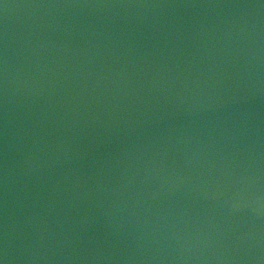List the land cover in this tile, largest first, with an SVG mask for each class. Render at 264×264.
Wrapping results in <instances>:
<instances>
[{
  "label": "water",
  "instance_id": "obj_1",
  "mask_svg": "<svg viewBox=\"0 0 264 264\" xmlns=\"http://www.w3.org/2000/svg\"><path fill=\"white\" fill-rule=\"evenodd\" d=\"M0 264H264V0H0Z\"/></svg>",
  "mask_w": 264,
  "mask_h": 264
}]
</instances>
